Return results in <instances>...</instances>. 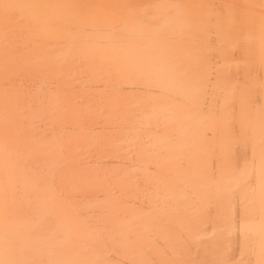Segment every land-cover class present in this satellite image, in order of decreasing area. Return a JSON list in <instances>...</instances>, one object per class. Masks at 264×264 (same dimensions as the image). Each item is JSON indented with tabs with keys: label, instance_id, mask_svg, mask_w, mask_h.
I'll return each instance as SVG.
<instances>
[{
	"label": "bare ground",
	"instance_id": "bare-ground-1",
	"mask_svg": "<svg viewBox=\"0 0 264 264\" xmlns=\"http://www.w3.org/2000/svg\"><path fill=\"white\" fill-rule=\"evenodd\" d=\"M0 264H264V0H0Z\"/></svg>",
	"mask_w": 264,
	"mask_h": 264
}]
</instances>
